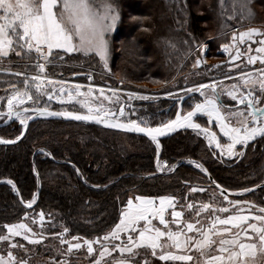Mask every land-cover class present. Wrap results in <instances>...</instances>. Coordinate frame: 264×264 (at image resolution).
<instances>
[{"label":"snow or ice","instance_id":"6c2138e0","mask_svg":"<svg viewBox=\"0 0 264 264\" xmlns=\"http://www.w3.org/2000/svg\"><path fill=\"white\" fill-rule=\"evenodd\" d=\"M118 20L119 12L108 0L99 4L96 0H0V63L15 56L24 62L25 68L23 72L11 73L23 77V88L16 84L9 85L11 94L0 97V100H7V112H0V117L7 116L11 119L14 116L26 128L32 118L27 115L30 110L24 107L26 102L37 104L42 96H47L48 100L55 98L64 103L66 94L67 102L75 101L87 108V114L75 111L51 112L47 108L38 107L31 111L41 116L95 121L110 128L144 133L156 143L157 152L160 148L157 137L181 127L197 130L198 134L205 136L210 146L215 145L222 155L226 151L228 156L243 155L242 151H237L238 145L248 146L257 137L264 138V39L256 41L259 44L255 48L256 55L250 54L253 51L250 45L244 52L237 46L246 40L252 41L254 36H264L256 28L240 32L238 37L233 33L231 47L235 48V55L231 56V60H239L246 55L247 64L254 65L259 61L262 67L252 72L240 71L239 82L222 90H218L222 82L216 81L186 89V92H199L204 99L185 115L177 112L174 120L159 127H142L141 123L144 122L137 123L136 120L119 122L117 114L105 108L100 100V97L109 102L113 97L119 100L116 89H110L112 96H105L103 89L96 96L91 85L87 92H82L81 85L67 88V81H53L46 75V65L52 64L55 59L63 61L65 55L72 53L99 57L107 68V34L115 28ZM223 48L228 52L230 45H223ZM200 63L197 59L194 67ZM30 68L35 69V72H29ZM88 79L91 80L92 77L89 76ZM49 85L52 86L51 90ZM128 95L133 97L138 94ZM224 95L235 101L236 105L225 104L221 99ZM139 98L147 99L144 96ZM94 100L100 102L93 106ZM239 105L244 107L240 108ZM197 113H203L208 124L214 123L229 143L222 144L215 131L194 123L193 117ZM119 116H124L122 105ZM13 142L0 139V143L4 144ZM190 163L207 172L203 165L195 161ZM157 167H161L159 162ZM7 183L19 195L13 181L8 180ZM216 187L220 188V185L217 184ZM190 191L204 192L206 189L193 187ZM226 191L220 189L222 201L219 203L213 192L209 202H201L199 205L189 202L181 210H177L178 202L173 196H136L127 200L125 209L120 212L119 223L102 238L71 236L69 239L66 235L69 233L67 227L55 236L61 245H67L66 251L62 253L65 256L86 247L88 256L94 257L90 264H151L149 255L160 261H179L183 264H264V206H257L249 201L230 200ZM243 191L249 192L251 189L245 188ZM21 202L31 208L36 197ZM184 208L190 211L192 218H184ZM25 216L28 217V214L25 213ZM44 217L45 214L41 211L38 216L41 228ZM30 219L33 224L37 223V218ZM153 221H158V224ZM3 228L6 232L0 234V242L7 243L8 247L6 255L0 254V264H29L28 260L14 254L13 249H22L28 254V249L14 238L23 237L29 244L38 245L45 239L43 232H35L24 222L7 224ZM122 234H126V239ZM95 245L99 247H94ZM51 264H68V261L53 259Z\"/></svg>","mask_w":264,"mask_h":264},{"label":"trees","instance_id":"16d2710c","mask_svg":"<svg viewBox=\"0 0 264 264\" xmlns=\"http://www.w3.org/2000/svg\"><path fill=\"white\" fill-rule=\"evenodd\" d=\"M112 1L140 17L127 21L123 51L125 67L134 64L141 70L139 73L132 71L136 76L158 67L162 58L166 63H177L172 71L179 69L182 61L185 62L182 68L186 70L190 66L189 53L192 47H197V41H217L223 32L226 14L220 0ZM260 2L264 6V0ZM218 15L219 19L223 18L220 28ZM192 40L197 41L190 47ZM131 43L136 45L129 47ZM152 52L156 65L149 61ZM68 59L72 63L79 61L75 57ZM48 122L55 125L69 121L51 119ZM202 123L205 124L203 120ZM39 126L42 125L36 127ZM30 133L31 130L16 143H0V229H4L3 224L7 222L26 219L25 213L33 218L36 212L43 211L45 218L50 220L41 228L48 238L51 236L47 244L56 238V233H62L64 227L69 229L66 234L69 237L102 236L118 223L127 200L136 196L171 195L181 210L179 197L184 198L194 181L205 183L206 188L218 189L212 183L215 181L230 192L264 184V138L251 143L237 162L223 167V162L218 164L211 159L200 138L183 134L162 139V147L157 152L147 137L130 132L128 135L132 137H84L83 143L75 138L49 137V141L52 140L47 146L39 142L40 137L36 135L30 138ZM19 134L16 123L0 127V136L4 139H14ZM36 134L46 135V131L38 130ZM89 145L92 152L86 150ZM157 158L175 165V169L159 173ZM190 161L203 165L209 174L193 168ZM7 180L13 181L19 195ZM247 194L264 206V186ZM33 196L36 202L32 208L21 202L30 201ZM184 218L192 216L185 214ZM28 222L33 229L36 227ZM2 253L6 254L7 248ZM40 255L42 259H58L51 248ZM16 256H20L18 250ZM29 259L34 257L29 256ZM156 259L154 264H162ZM164 264L183 263L169 261Z\"/></svg>","mask_w":264,"mask_h":264},{"label":"rangeland","instance_id":"374dc122","mask_svg":"<svg viewBox=\"0 0 264 264\" xmlns=\"http://www.w3.org/2000/svg\"><path fill=\"white\" fill-rule=\"evenodd\" d=\"M102 2L103 0H96V3L98 4ZM108 2L112 3L115 6L116 10L119 12V20L117 21L115 28L107 34V37L109 39V56L107 68H105L99 57H96L94 55L86 57L79 53H72L65 55L63 61L55 59L52 64L46 65V75L53 81H67V88H74L76 85H81L82 92H87L88 86L91 85L96 96H99L100 89L104 90L105 96H112V92L110 91V89L118 90L117 95L119 96V100H117L116 97H113V100L111 102L104 100L103 97H100V100L103 101L105 108L109 109L110 111H115L117 114V118L119 119L128 122L130 120H136L137 123H141V121H143L144 123H141V126L143 127H159L162 124L167 123L169 120H174L176 118L177 112H180L181 115H185L195 107V104L198 103L199 100L204 99L202 96H200L199 92L195 91L192 92L190 96L186 97V99H180V97L185 96L187 93H190L186 92V89L195 88L200 84H211L213 81H216L222 82L220 88L218 89L222 90L223 88L239 82L238 78L240 71L252 72L257 69V67H255V64H247L246 55L241 56L239 60H231V56L235 55V48H232L231 45L233 44V33H236L238 37L240 32L247 31L249 28H256L261 33H264V6L262 2H260V0H223V4H221V7L224 9L226 14L224 16L222 28L223 32L218 38H216L217 41L202 40L201 42H198L197 40H192V44H190V47H192L193 42L196 41L198 45L196 48L192 47V51L189 53L188 57L190 58V66H188L186 70L182 68V64L185 63L184 61H182L179 69L177 68L175 71H172L177 63L173 62L172 64L170 63V61L166 63L165 58H162V60L158 64V67L156 66L152 68V70L150 68V70L146 71L145 74H138L137 76L134 75L132 71H138L139 73L141 72V70L137 69V65L134 64H126L127 67H125V63L123 60V51L126 47V44L124 43H126L125 39L128 32V30L126 29L127 21L137 20L140 19V17L130 14L129 11L119 3L117 4L112 0H108ZM222 19V16L219 19L218 15V28H220L221 26L220 23ZM208 36H210V34H208ZM260 39H264V36H254L252 41L246 40L245 43L237 44V46L241 49L242 52H244L250 45L253 49L250 54L256 55L255 48L259 47V44L256 43V41ZM132 42H134V39H132ZM226 44L230 45V50L228 52H225L223 48V45ZM135 45L136 44L134 43H131L130 45L128 44L129 47H134ZM68 57L78 58L79 61L77 63H72L71 61H69ZM141 59L146 58L142 57ZM197 59H199L201 63L198 66L194 67ZM149 61L153 65L157 64L155 62L156 58L154 53L153 55H150ZM23 63V61L15 56H12L10 60L6 59L2 63H0V69H10V71L0 70V97H7L11 94L12 89L9 87L10 84H16L19 88H23V77H18L11 74L17 71H25ZM236 65H238L239 67L237 68ZM28 71L35 72V69L30 68L28 69ZM89 76L92 77L91 80L88 79ZM226 77H232V79H227ZM51 87V85L48 86L49 90H51ZM129 93H136L138 95L129 97ZM169 93H171V95H169ZM257 95H259L258 90ZM140 96L147 97V99H140ZM222 97V100L225 103H228V105H236V102L232 101L231 98L227 95H224ZM99 102L100 101L94 100L93 106H95V104H98ZM121 105L124 107V116H119V108ZM262 106H264V104H262ZM24 107H46L60 111H75L80 114H87V108L82 107L75 101L71 103L67 102L66 94L64 103H61L55 98L52 100H48L47 96H42L39 100V103L33 104L31 101H28L25 103ZM239 107L243 108L244 106L239 105ZM0 112H7L6 99L0 100ZM27 115L31 116V113L28 112ZM200 118L195 121L201 124L202 127L213 128L214 130L216 129L214 123H207V117L201 116ZM6 119L7 116H2L0 117V122L5 121ZM51 119L56 121L61 120L55 118H38L33 120L27 130V132L31 130L29 137H35V135L36 137H40L38 141L44 142L43 144H45L46 146L52 140L51 139L49 141V137H66L69 139L75 138L80 140L81 143H83L84 137H132L128 135V131L120 130L117 128H110L107 126L75 121H69L65 124L55 123V125H53L54 123L48 122ZM202 120L203 122H205V124L202 123ZM12 123H16L17 127L20 128V134L17 137H21L25 130V127L21 125L19 120L17 119H15ZM38 125L42 126L36 127ZM88 125H95L97 128L100 127V129H93ZM43 129L46 131V135L43 134L41 136H37V131ZM181 134L200 138L211 159L213 161H216L218 164H221V162H223V167H225V165L234 164L241 157V155H239L232 161L226 160L217 150L215 145L210 146L205 136L203 134H198L197 130H193L192 128L184 129L174 134L173 137ZM17 137L14 139L6 140L15 141L17 140ZM43 137H45V140L48 139V142H46ZM149 140L153 145L156 146L155 142H153L151 139ZM158 141L160 144L159 149H161V140ZM88 149L91 152L93 151L91 150L92 148L90 147V145L86 148V150ZM241 149L242 147L240 146L238 148V151H241ZM158 162L161 165L160 168L157 167L159 173H163L165 171L170 172L175 169V167H173L175 165L169 164L166 160H159V158H157L156 164H158ZM191 165L193 168L202 171L201 169L197 168L194 163H191ZM202 172L206 174V172ZM193 187H203L204 189H206V191L191 192L190 189ZM245 188L248 187L233 191L232 194H225L228 195L230 200L249 201L256 204L257 206H261L254 196H249L247 194L248 192L243 191ZM213 192L216 193V202H221L222 197L219 195V189L211 187L206 188L205 183L194 181L187 189L184 198H179L181 200L182 206L189 202H195L197 205H199L201 202H209V198ZM183 211L184 215L186 214L187 216H191V213L188 209L184 208ZM31 216L32 215L28 214V217H26V219L10 221L6 224H3V226L20 222L29 224L28 221H31ZM38 216L39 213L36 212L33 218H37V223L34 224L36 227L33 230L37 233L43 232L45 239L38 245H32L25 241L23 237L14 238L15 240H18L21 244H23L26 249H28L27 255L22 249L13 250L15 255H17V250L20 252V256L18 258L28 260L29 264H51V261L53 259H42L40 257V253H43L45 250L49 251V248H51L52 254L58 257V259L56 257L54 258L57 259L56 261L66 259L68 261V264H90L91 259H93L94 257L88 256L86 247L82 248L79 251L74 250V253L72 255L65 256L62 253L66 251L67 245H61L58 238H52V240L49 241V244H47V240L51 239V236L48 238V236L44 234V231L41 229ZM48 220L44 217L43 226H45L46 222L50 221ZM29 225L30 227H32L31 224ZM112 229H110L108 232H110ZM5 232L6 229H0V234H3ZM105 234L99 237L102 238ZM122 236L126 239V234H123ZM67 237L70 239L69 236ZM96 238L97 237L85 239ZM28 245H30L31 247H29ZM7 247V243L0 242V254L6 255L2 253V250ZM94 247L98 248L99 245H95ZM113 255L118 254L113 253ZM29 256L30 258L34 257V259H29ZM148 258L151 261V264H154L155 260L158 261L156 258H152L150 255ZM137 259L139 260L140 258L138 257ZM159 262L164 264L165 261L159 260Z\"/></svg>","mask_w":264,"mask_h":264},{"label":"water","instance_id":"95a60500","mask_svg":"<svg viewBox=\"0 0 264 264\" xmlns=\"http://www.w3.org/2000/svg\"><path fill=\"white\" fill-rule=\"evenodd\" d=\"M191 94H192V92L187 93L185 96H182V97H183V98H186V97L190 96ZM180 99H181V97H180ZM35 108H37V107H35ZM35 108H28V109L30 110L29 113H31V117H32V118L28 121V123H27V127L25 128V130H24L23 134L21 135V137H20L19 139L15 140L13 143H16V142L20 141V140L26 135L30 123H31L33 120L38 119V118H55V119H61V120H65V121H75V122H83V123H88V124H96V125H100V126H106V125L103 124V123H97V122H95V121H77V120H74V119H71V118H67V117H63V116H48V115H43V116H41V115H37L34 111H31L32 109H35ZM38 108H46V107H38ZM47 110H48V111H51V112H61L60 110H55V109H51V108H47ZM112 112H115V111H112ZM115 113H116V112H115ZM201 116H203L202 113H197L196 116L193 117V121L196 120L198 117H201ZM15 119H16V118H15L14 116H13L11 119H8V118H7L5 121L0 122V127H4V126H7V125H10ZM118 121H119V122H122V123H127V122H128V121H124V120L119 119V118H118ZM142 127H143V126H142ZM187 128H188V127L176 128L174 131L166 132V134L163 135V136H158V137H157V140H162V139H164V138H167V137L173 136V135L176 134L177 132H180V131H182V130H184V129H187ZM117 129H118V128H117ZM120 130H124V129H120ZM124 131H127V130H124ZM214 131L217 133V137L220 139V141H221L222 144H227V143H229L228 139H227L226 137H223V134L220 132V130H219L218 127H216V129H215ZM128 132H130V131H128ZM130 133H133V134H136V135H140V136H144V137H147V138L151 139L149 136H147V135L144 134V133H139V132H134V131H131ZM0 139L6 140V139L2 138L1 136H0ZM258 139H260V137H257L254 141H250V142H249V145H250L251 143L255 142V141L258 140ZM151 140H152V139H151ZM13 143H8V144H13ZM2 144H4V143H2ZM249 145H248V146H249ZM248 146H244V147L241 146V147H242L241 151H242L243 153L246 152ZM239 147H240V145L237 146V151H238V148H239ZM217 150H218V151L220 152V154H221V150H220V149H217ZM221 155H222V154H221ZM222 156H223L226 160H228V161H232V160L236 159L237 156H239V155L228 156L227 153H226V151H225V153H224ZM206 173L209 174L208 172H206ZM210 178L212 179L211 176H210ZM214 185L216 186L217 183H214ZM218 185H219V184H218ZM263 186H264V184L256 185V186H254V187H251V188H250L251 191H249L248 193L253 192V191H255V190H258V189H260V188L263 187ZM221 188H222V187L220 186V188H218V189L220 190ZM222 189H224V188H222ZM226 193H228V194H232V192H229L228 190L226 191Z\"/></svg>","mask_w":264,"mask_h":264},{"label":"crops","instance_id":"0c3cea01","mask_svg":"<svg viewBox=\"0 0 264 264\" xmlns=\"http://www.w3.org/2000/svg\"><path fill=\"white\" fill-rule=\"evenodd\" d=\"M223 97H221V99H222ZM165 196H169V195H165ZM148 197H151V196H148ZM158 197H160V196H158ZM134 198V197H133ZM157 203H159V201L157 200ZM126 207V206H125ZM125 207H124V209H125ZM177 210H180L178 207H177ZM169 212L171 211V209H169L168 210ZM245 214H247V213H245ZM166 218H168V219H171V217L170 216H166ZM118 223H119V221H118ZM153 223H156V224H158V221H153ZM115 227V226H114ZM113 227V228H114ZM123 235V234H122ZM175 251V250H174ZM174 262H179V261H174ZM182 263V262H181Z\"/></svg>","mask_w":264,"mask_h":264},{"label":"built area","instance_id":"2783aa9c","mask_svg":"<svg viewBox=\"0 0 264 264\" xmlns=\"http://www.w3.org/2000/svg\"><path fill=\"white\" fill-rule=\"evenodd\" d=\"M255 67H257V69H259L262 67V65L259 63V61H257V63L255 64Z\"/></svg>","mask_w":264,"mask_h":264},{"label":"bare ground","instance_id":"6f19581e","mask_svg":"<svg viewBox=\"0 0 264 264\" xmlns=\"http://www.w3.org/2000/svg\"><path fill=\"white\" fill-rule=\"evenodd\" d=\"M202 115L204 116V117H206L203 113H202ZM194 123H198L197 121H193ZM212 131H214V129L213 128H210Z\"/></svg>","mask_w":264,"mask_h":264}]
</instances>
